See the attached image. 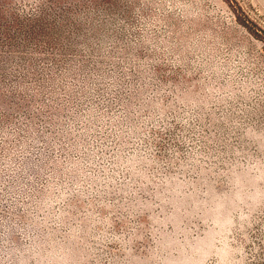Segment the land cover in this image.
I'll list each match as a JSON object with an SVG mask.
<instances>
[{
	"label": "rangeland",
	"instance_id": "obj_1",
	"mask_svg": "<svg viewBox=\"0 0 264 264\" xmlns=\"http://www.w3.org/2000/svg\"><path fill=\"white\" fill-rule=\"evenodd\" d=\"M0 264H264V0H0Z\"/></svg>",
	"mask_w": 264,
	"mask_h": 264
}]
</instances>
